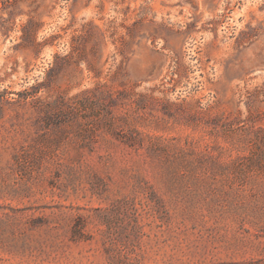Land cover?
<instances>
[{"label": "rangeland", "instance_id": "374dc122", "mask_svg": "<svg viewBox=\"0 0 264 264\" xmlns=\"http://www.w3.org/2000/svg\"><path fill=\"white\" fill-rule=\"evenodd\" d=\"M0 264H264V0H0Z\"/></svg>", "mask_w": 264, "mask_h": 264}, {"label": "trees", "instance_id": "16d2710c", "mask_svg": "<svg viewBox=\"0 0 264 264\" xmlns=\"http://www.w3.org/2000/svg\"><path fill=\"white\" fill-rule=\"evenodd\" d=\"M80 37H77L74 39L75 42H77L79 40ZM75 48V47H74ZM38 88H36V92H37ZM118 92V93H117ZM117 94H120L121 92L117 91ZM32 94H29L28 92L25 94H22V96H24V100H28L30 97H33ZM110 97L112 99L115 98V93L111 92L109 93ZM32 104V103H29ZM35 104H37L38 109L40 111V113H44L46 118H51V117H59L60 113H63L65 111L66 114H71L73 112L72 106L70 105H64L61 104V102H56V103H50V104H46L44 102H42L40 99L35 101Z\"/></svg>", "mask_w": 264, "mask_h": 264}]
</instances>
